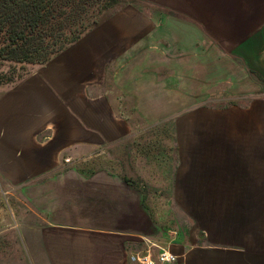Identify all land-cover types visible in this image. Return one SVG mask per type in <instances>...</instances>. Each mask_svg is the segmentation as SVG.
<instances>
[{"label":"crops","instance_id":"0c3cea01","mask_svg":"<svg viewBox=\"0 0 264 264\" xmlns=\"http://www.w3.org/2000/svg\"><path fill=\"white\" fill-rule=\"evenodd\" d=\"M235 67L238 85L253 79L262 94L196 103ZM176 99L172 187L185 221L173 237L128 177L75 164L124 148L139 103ZM0 188V264H139L131 257L152 247L173 264H264V0H141L0 86Z\"/></svg>","mask_w":264,"mask_h":264},{"label":"rangeland","instance_id":"374dc122","mask_svg":"<svg viewBox=\"0 0 264 264\" xmlns=\"http://www.w3.org/2000/svg\"><path fill=\"white\" fill-rule=\"evenodd\" d=\"M140 3L141 0H123L121 5L109 10L101 18L99 24L115 13ZM144 7L146 6L144 5ZM161 34L159 35L161 36ZM210 42V38H204V50L209 46ZM209 58L210 53H204V73L210 71L205 66L207 62H210ZM20 68V65L3 64L0 66V74L8 76L10 71H16L17 74L28 73L34 66ZM233 73L236 76L234 81H230L233 85L226 82V70H222V76H220L222 82L214 90L216 95H204L203 100L196 103L203 104L206 107L221 108L232 104H243L248 97L262 94V85H259L257 81L255 83L253 79H251L252 83L249 85H238V80L240 82L241 78H243L242 70L235 67ZM206 76L208 77H205V79L208 80L209 74ZM207 87L209 88V86ZM183 103L187 105L194 104V102L190 103L188 101ZM141 104L143 106L140 107L139 103L138 116L135 115L137 112L134 109L132 111L133 117L129 118L134 127V132L124 148H121L116 153L115 151H105L93 154L92 158L88 159L89 161L76 163L75 168L86 174L106 169L119 178L128 177L135 184L136 190L139 189V194L140 196L142 195L140 198L142 208L146 211L149 218L156 226L161 228V232L176 233L173 235V237H176L181 228L180 223L185 221L184 216L180 213L178 198L173 196L172 187L174 178L177 176L178 167L175 126L178 114L182 109L180 106L182 102L176 99L154 101L152 103L141 102ZM147 243L151 245L149 242ZM162 248L166 249V247ZM150 249L155 258L158 248L152 247ZM145 250H148L147 245L142 243L138 245L137 251L140 254H143Z\"/></svg>","mask_w":264,"mask_h":264},{"label":"trees","instance_id":"16d2710c","mask_svg":"<svg viewBox=\"0 0 264 264\" xmlns=\"http://www.w3.org/2000/svg\"><path fill=\"white\" fill-rule=\"evenodd\" d=\"M122 3L123 0H0V66L20 65L22 69L49 63ZM26 75L16 71H10L8 76L0 74V86H11Z\"/></svg>","mask_w":264,"mask_h":264},{"label":"built area","instance_id":"2783aa9c","mask_svg":"<svg viewBox=\"0 0 264 264\" xmlns=\"http://www.w3.org/2000/svg\"><path fill=\"white\" fill-rule=\"evenodd\" d=\"M9 197L10 192L0 188V210L9 209ZM131 260L136 261L139 264H173L176 262L177 256L169 252L167 249L158 248V253L155 258L153 257L151 251L148 250L143 256L136 255L131 257Z\"/></svg>","mask_w":264,"mask_h":264}]
</instances>
